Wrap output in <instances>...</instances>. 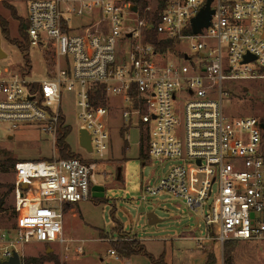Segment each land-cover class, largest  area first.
<instances>
[{
    "label": "built area",
    "instance_id": "1",
    "mask_svg": "<svg viewBox=\"0 0 264 264\" xmlns=\"http://www.w3.org/2000/svg\"><path fill=\"white\" fill-rule=\"evenodd\" d=\"M208 1L29 0V43L52 51L54 69L38 80L26 63L0 64V121L38 127L54 154L16 162L15 223L0 226V260L28 242L68 251L74 241L83 253V240L63 234L65 205L93 197L116 111L119 134L136 128L147 155L183 160L147 183L143 200L162 190L182 198L206 222L199 241L264 239V121L224 109L233 84L264 78V0H211L209 24L195 33ZM64 91L77 96L79 129L91 136L92 151L73 157L58 156Z\"/></svg>",
    "mask_w": 264,
    "mask_h": 264
},
{
    "label": "rangeland",
    "instance_id": "2",
    "mask_svg": "<svg viewBox=\"0 0 264 264\" xmlns=\"http://www.w3.org/2000/svg\"><path fill=\"white\" fill-rule=\"evenodd\" d=\"M28 2L0 0V16L8 21L10 40H25L22 33L25 32L23 25ZM10 40L2 35L1 44L7 56L0 58V64L24 69L26 51ZM28 58L33 78L41 80L54 69L52 51L45 52L40 46L30 45ZM233 87L232 94L224 98L225 112L232 116L251 115L264 121V78L238 81ZM77 100L75 93L64 91L61 106L67 123L72 127L67 142L73 152H85L78 141L80 119ZM122 121L116 111L110 123L111 148L98 163L97 178L104 187V195L79 201L64 211L63 234L83 240L79 242L83 244V253L75 251L77 243H72L68 251L55 243L49 247L41 242L18 243L15 250L20 254L22 264H117L116 256L108 251L113 241L121 244L135 241L138 246L160 252L164 243L161 238L165 237L173 242L172 264H206L210 253L215 255L213 264H264V239H229L223 244L211 238L199 241L194 237L206 236V222L199 212L188 208L182 198L162 190L158 194L147 195L146 200L142 199L147 183L158 186L170 167L183 163V160L149 156L145 144L142 157L136 128L125 134L129 146L122 150L124 140L119 134ZM6 153L17 161L51 157L54 154L53 138L34 125L14 129L11 122L0 121V160ZM60 153L58 148V156L61 157ZM14 166L7 171L0 168V184L13 185ZM0 190L7 188L2 186ZM4 206L6 209L0 211V226L11 227L15 223L12 192L6 196ZM149 212L159 219L156 224H149ZM225 247L231 248L230 257L226 259L223 254ZM116 253L120 255L118 251Z\"/></svg>",
    "mask_w": 264,
    "mask_h": 264
},
{
    "label": "trees",
    "instance_id": "3",
    "mask_svg": "<svg viewBox=\"0 0 264 264\" xmlns=\"http://www.w3.org/2000/svg\"><path fill=\"white\" fill-rule=\"evenodd\" d=\"M139 6H142L145 4V0H139ZM13 14H15L16 12L15 11H12ZM24 31L22 33L23 37H25L24 39L25 40H20V39H13V40H10V34H9V27H8V21L4 18H2L0 16V30H1V34L3 36L6 37V39L10 40V41H13L14 43L18 44L25 52V60H26V64L27 65H30V61H29V58H28V50H29V47H30V43H29V40H28V36H27V33H26V28H27V25H28V22H27V19L25 18L24 20ZM157 21V16H154V22ZM155 31H154V28L151 29V34H154ZM98 97H101V96H98ZM72 131V127L71 125L69 124H66L63 126V129L62 131L59 133L58 135V138H57V147L60 149L61 151V157H73V156H78L80 154L76 153L75 151L73 152L71 147H70V144L67 142V136L70 134V132ZM120 135L122 136L124 142H123V147H122V150L124 149H127L128 146H129V143H128V140L124 138L125 136V128H122L120 130ZM144 143L141 141V148H140V151H141V156L144 157L145 155V152L144 151ZM60 157V156H59ZM41 159H48V160H51L53 159V156L51 157H46V158H41ZM17 161V158H14L13 156H11L10 154H3V157L2 159L0 160V168H2V170L4 171H7L9 168H12L15 164V162ZM6 187L7 190L5 191H1L0 190V211H3L5 210V198L6 196L12 192L13 190V185H9V184H0V188L1 187ZM93 198V197H92ZM98 198V197H96ZM114 230H116L114 228ZM111 247L113 249H115L116 251H118L120 253L119 256L121 257H129L133 254H137V253H147V250H146V247L145 246H138L137 243L135 241H125L124 243H119L118 241H113L111 243ZM230 253H231V248H227L225 247L224 249V259H226L227 257H230ZM150 257L152 259H155L151 254H149ZM156 262L158 264H165L164 263V258H163V255H160L157 259H156ZM215 262V255L213 253H210V255L208 256V259L206 261V264H213Z\"/></svg>",
    "mask_w": 264,
    "mask_h": 264
},
{
    "label": "water",
    "instance_id": "4",
    "mask_svg": "<svg viewBox=\"0 0 264 264\" xmlns=\"http://www.w3.org/2000/svg\"><path fill=\"white\" fill-rule=\"evenodd\" d=\"M210 1L209 0L206 4V6L192 19V26L193 31L195 33L199 32L202 27L207 26L210 21L212 9L210 8ZM137 6L132 5V9L136 10ZM2 34L0 32V58L6 57L7 53L2 48ZM249 59V58H247ZM261 126L264 127V122H261ZM12 137V136H9ZM78 141L80 146L86 148L88 151H92V145H91V136L90 133L86 128H80L79 129V137ZM120 170L118 177L120 178ZM26 187V185L24 186ZM104 195V187L100 184H96L92 186V196L93 197H101ZM148 222L149 224H156V222L159 221L157 216L153 212H149L147 214ZM0 264H22V259L20 254L17 251H14L13 254L5 260H0Z\"/></svg>",
    "mask_w": 264,
    "mask_h": 264
},
{
    "label": "crops",
    "instance_id": "5",
    "mask_svg": "<svg viewBox=\"0 0 264 264\" xmlns=\"http://www.w3.org/2000/svg\"><path fill=\"white\" fill-rule=\"evenodd\" d=\"M74 204H76V203H74ZM71 205H73V204H66L65 205V209L67 207H70ZM191 237L193 238V236H191ZM68 238L79 239V238H75V237H71V236H69ZM194 238H196V240H198L197 237H194ZM161 239L164 241V243H163V249L160 252H158V251H150V250L147 249V246H145L147 252L149 254H151L155 259H152L150 257V255L147 254V253H137V254H133V255H131L129 257H121V256L118 255L119 257L116 259L117 260V264H158L156 262V259L160 255H163L165 264H172V262H171V259H172V256H173V242H172V239L169 238V237H165V238H161ZM213 240H215V239H213ZM72 243H75V242L73 241V242H71V244ZM46 246L49 247L50 245H46Z\"/></svg>",
    "mask_w": 264,
    "mask_h": 264
}]
</instances>
